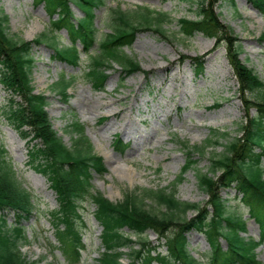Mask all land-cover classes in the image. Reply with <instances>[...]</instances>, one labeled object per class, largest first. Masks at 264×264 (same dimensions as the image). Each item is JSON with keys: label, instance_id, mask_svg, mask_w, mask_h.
<instances>
[{"label": "trees", "instance_id": "trees-1", "mask_svg": "<svg viewBox=\"0 0 264 264\" xmlns=\"http://www.w3.org/2000/svg\"><path fill=\"white\" fill-rule=\"evenodd\" d=\"M34 1L45 2L47 12L57 14L50 21L51 36L42 32L32 40L15 39L6 33V15L0 14V84L8 95V104L3 113L20 137L25 139L30 165L46 177L56 193L58 206L49 211L48 216L66 260L76 262L80 258L79 248L85 247L77 225L83 223L82 214L79 213L82 201L90 199L95 205L94 216L103 226L102 243L108 249L91 264H122L123 248H128L127 264H150L153 259L160 264H201L187 248L186 234L190 230L205 232L211 246L207 254L209 264L256 263V242L251 237L239 234L245 229V222L239 215L227 214L219 191L235 183L243 192L251 215L259 222L260 232L264 235V82L237 58V38L231 36L227 26L219 23L213 9V4L218 0L196 2V20L182 18L180 32L185 37H191L199 31L213 37L217 44L223 41L227 44L228 60L234 69L242 102L246 110L254 107L257 114L248 117L245 124L240 123L238 131L242 132L241 135L231 138L220 154H213L210 157L211 168L199 173V187L208 194L203 206L178 199L175 186L170 190L142 188L140 193L138 190L125 193L116 202L109 201L98 191L92 192V173L102 174L105 166L99 155L87 152L91 144L84 136L82 124L75 120L69 123V129L79 137L74 139L71 147L67 146L52 128L46 111L47 96L33 92L32 68L35 59L32 48L41 41L45 40L53 47V58L72 66L82 62L76 46V41H79L87 57L83 77L99 90L104 88L109 75L106 70L113 63L120 66L122 80L140 70L138 62L123 48L131 45L138 27H154L155 31L166 37L163 26L167 16L141 6L131 11L111 8L103 19L110 32L98 38L94 12L105 5V0ZM248 1L264 14V0ZM70 3L81 10V17L73 16ZM62 28L67 31L69 44H59L57 33ZM260 38L264 39V31ZM192 62L201 69L200 59L193 58ZM74 79V76L61 74L51 88L66 101L67 89ZM212 136L219 139L226 137L227 132L214 130ZM186 155L187 160L178 181L183 179L184 172L198 164L189 151ZM145 198L163 206L164 210L156 213L146 208ZM33 209L31 193L17 179L11 161L0 144V264H33L19 250L21 242L28 240L22 221L32 215ZM188 211L195 213L186 218ZM8 212L13 213L12 223L7 221ZM125 227L130 231H126ZM149 229L164 237L166 254H151L156 247L146 241L145 235ZM130 233L136 239H132ZM219 237L226 240V249L220 247Z\"/></svg>", "mask_w": 264, "mask_h": 264}, {"label": "rangeland", "instance_id": "rangeland-1", "mask_svg": "<svg viewBox=\"0 0 264 264\" xmlns=\"http://www.w3.org/2000/svg\"><path fill=\"white\" fill-rule=\"evenodd\" d=\"M198 1L201 0H106V9L120 7L131 11L136 5H147L169 12L171 22L163 28L166 37L153 27L137 28L133 43L124 47V51L139 63L145 74L134 72L121 82L119 67L113 64L103 91H94L82 81V76L75 75L78 79L68 89L69 98L64 101L53 92L51 84L61 73L80 74V67L53 59L52 46L47 42L33 47L34 92H43L48 96L47 115L66 145L71 146L77 137V133L69 129V123L76 119L84 125L92 151L102 155L107 168L104 175L93 174V191H100L112 201L120 199L122 193L138 188L155 189L169 185L184 163L180 142L200 146L213 129L228 132L231 137L239 136L237 127L245 113L254 114V109L246 111L239 99L238 85L227 60V44L224 41L216 44L213 38L199 31L187 38L180 33L182 24L177 19L184 16L195 20V3ZM230 1L218 0L213 4L218 21L229 28L232 37L237 38V58L264 81V39H259L264 31V16L247 0ZM106 9L102 7L95 11L98 38L108 32L103 24ZM72 10L75 17L81 16L79 9L73 5ZM0 13L6 14L5 31L15 39L30 40L50 27L43 3L35 4L33 0H0ZM46 32L50 35L48 30ZM59 36L62 43H68L63 30ZM181 57L186 58L181 61ZM194 57L201 58V70L191 63L190 58ZM6 103V93L0 85V111ZM102 116L106 119L99 123L98 119ZM243 120L247 121V118ZM140 132L148 139L135 141L134 135L138 136ZM116 134L128 145L124 152L114 149L111 143ZM0 143L6 148L18 177L25 187L32 190L40 210L39 215L34 214L23 222L26 232L32 237L26 246L21 247L22 254L34 264L52 262L51 256L46 253L49 247L46 236L56 242L51 230L43 232L42 226L47 229L49 225L41 214L56 207L55 194L41 174L24 165L27 159L25 141L1 113ZM225 143V139H219L203 154L194 153L199 160L198 167L205 170L210 163L209 157L221 152ZM220 195L225 198L228 209H237L238 213L248 218L241 195L234 189L222 190ZM176 196L180 200L199 204L207 198L200 190L193 170L185 173L183 181L176 187ZM144 202L156 213L164 210L163 206L148 199ZM91 210L89 202L84 213L90 225L86 233L88 248L83 252L80 264H87L97 256L95 249L100 243L97 238L100 227L93 220ZM192 214L188 211L187 218ZM13 218V214L8 212L7 221L12 222ZM246 224L247 230L242 234L258 238L259 228L255 221L248 218ZM187 238L191 254L204 263L203 258L209 251L204 234L190 231ZM147 239L156 243V236L151 230L147 232ZM221 246L225 248L223 240ZM56 253L59 254L58 251ZM255 253L256 264H264V236ZM58 258L59 264H65L63 257L58 255ZM121 261L127 262V257Z\"/></svg>", "mask_w": 264, "mask_h": 264}, {"label": "bare ground", "instance_id": "bare-ground-1", "mask_svg": "<svg viewBox=\"0 0 264 264\" xmlns=\"http://www.w3.org/2000/svg\"><path fill=\"white\" fill-rule=\"evenodd\" d=\"M135 136V141H137V140H146V139H148L147 138V136L146 135H144L143 133H138V136L137 135H134ZM136 143H139V142H136Z\"/></svg>", "mask_w": 264, "mask_h": 264}]
</instances>
